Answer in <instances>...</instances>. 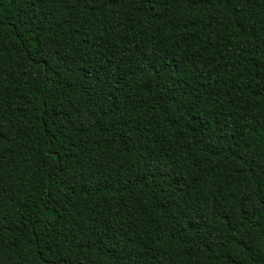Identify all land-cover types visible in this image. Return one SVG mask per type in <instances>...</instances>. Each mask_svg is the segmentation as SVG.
I'll return each mask as SVG.
<instances>
[{"label":"trees","instance_id":"1","mask_svg":"<svg viewBox=\"0 0 264 264\" xmlns=\"http://www.w3.org/2000/svg\"><path fill=\"white\" fill-rule=\"evenodd\" d=\"M0 264H264V0H0Z\"/></svg>","mask_w":264,"mask_h":264}]
</instances>
